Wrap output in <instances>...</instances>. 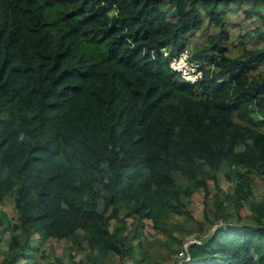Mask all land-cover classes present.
<instances>
[{
  "label": "trees",
  "instance_id": "1",
  "mask_svg": "<svg viewBox=\"0 0 264 264\" xmlns=\"http://www.w3.org/2000/svg\"><path fill=\"white\" fill-rule=\"evenodd\" d=\"M240 3L264 42V0H0V205L15 211L0 210V264H33L35 235L85 244L69 264H141L137 231L147 221L169 243L178 225L165 223L198 189L205 218L210 207L208 221L225 223L167 264H264V198H252V178L264 184V44L223 49L220 10ZM202 17L217 32L193 51L208 66L190 85L169 60ZM227 205L251 220L228 222Z\"/></svg>",
  "mask_w": 264,
  "mask_h": 264
},
{
  "label": "rangeland",
  "instance_id": "2",
  "mask_svg": "<svg viewBox=\"0 0 264 264\" xmlns=\"http://www.w3.org/2000/svg\"><path fill=\"white\" fill-rule=\"evenodd\" d=\"M260 6H258V11L264 16V5ZM251 9L252 5L250 3H240L230 5L226 9L221 8L220 10L226 19L227 33L229 34V40L223 45V49L225 53L231 57L240 54L244 48H255L264 44L263 41L255 38V30L262 23L260 17L253 12L250 14L245 13V10L251 11ZM174 18L172 12H169L167 20L171 22ZM216 30L217 28L214 24L207 20V18L202 17L200 26L194 32L182 38L184 50L192 55L193 51L205 44L209 35L217 32ZM258 70V72H264V65ZM221 179H223V175L219 172L218 180L221 191L232 194L234 184H227ZM177 183L184 184L182 181H177ZM209 190L211 195L219 192V189L214 187L213 183L209 185ZM221 197H223L222 193L220 194V198ZM252 198L255 200L264 198V184L255 176L252 178ZM184 200H187L186 207L189 213L180 215L172 214L170 215V222L164 225V227L172 229L176 227V224L178 225L176 229H173V239L169 243H166V234L162 231L152 229L150 223H147V221L145 222L146 226L137 231L136 234L139 235L141 244H137L134 241V249L137 252L135 259L139 260L141 264H167L168 262H172L176 257H180L178 254L175 255L176 250L183 251L186 245L191 244L193 241L198 242L200 236L203 237L206 234H212L216 227L225 223L222 219L218 220L215 224L208 221L212 218V214L209 211L210 207L207 208L209 219L205 218L203 204L204 195L201 189L196 190L189 199L184 198ZM207 201L211 203L210 199H207ZM0 210L5 212L12 221L15 220V211L9 200H6L4 204L0 205ZM226 211L231 214L228 222L235 224L251 220L247 206L235 209L233 205H227ZM121 215H123V213ZM5 224L6 223H4V225ZM126 225L128 230L131 231V219H126ZM200 227L201 231H199ZM198 232L202 234L198 235ZM125 235H128L127 231ZM8 237V233H0V238L2 240L0 244L1 248L4 247V242ZM33 241L38 244V250L31 256L33 264H69V262H71V257H73V260L79 261L84 259L88 254V250L83 243L81 249H77L76 244H68V242L63 239H43L35 235ZM78 245L80 246L81 243ZM142 255L145 257L144 260L141 258ZM184 256L185 255L179 259L183 258L182 260H185L186 257L184 258ZM31 260L29 259L28 262ZM102 264H134V262H130V260L120 262L116 256L110 255L104 259Z\"/></svg>",
  "mask_w": 264,
  "mask_h": 264
},
{
  "label": "built area",
  "instance_id": "3",
  "mask_svg": "<svg viewBox=\"0 0 264 264\" xmlns=\"http://www.w3.org/2000/svg\"><path fill=\"white\" fill-rule=\"evenodd\" d=\"M160 52L164 56H168L169 52L167 49L162 48ZM170 66L173 71H175L179 78L187 83L194 84L201 76H202V70H203V63L201 62H193L190 60L189 53L184 50L177 54H174L170 60ZM196 242V241H193ZM192 242V243H193ZM187 246H185V249L180 251L178 255L182 257H186V260H188L187 256ZM179 257V258H180Z\"/></svg>",
  "mask_w": 264,
  "mask_h": 264
},
{
  "label": "clouds",
  "instance_id": "4",
  "mask_svg": "<svg viewBox=\"0 0 264 264\" xmlns=\"http://www.w3.org/2000/svg\"><path fill=\"white\" fill-rule=\"evenodd\" d=\"M182 51H184V50H182ZM181 52V51H180ZM188 52V51H187ZM189 53V52H188ZM163 55V54H162ZM190 55V54H189ZM190 57H191V55H190ZM191 60V59H190ZM192 61V60H191ZM193 62H195V61H193ZM199 62H201V63H203V70H202V74H203V71H204V69H206L207 68V64L205 63V62H202V61H199ZM170 63V62H169ZM173 71V70H172ZM173 72H175V71H173ZM176 73V72H175ZM179 77V76H178ZM201 78V77H200ZM199 78V79H200ZM198 79V80H199ZM179 80L180 81H183V80H181L180 78H179ZM198 80L194 83V84H190V83H187V82H185V81H183V82H185V83H187V84H190V85H195L197 82H198Z\"/></svg>",
  "mask_w": 264,
  "mask_h": 264
},
{
  "label": "crops",
  "instance_id": "5",
  "mask_svg": "<svg viewBox=\"0 0 264 264\" xmlns=\"http://www.w3.org/2000/svg\"><path fill=\"white\" fill-rule=\"evenodd\" d=\"M0 244H1V243H0ZM0 248H1V247H0ZM31 261H32V260H31ZM31 261H30V262H31ZM22 262H23V261H22Z\"/></svg>",
  "mask_w": 264,
  "mask_h": 264
}]
</instances>
